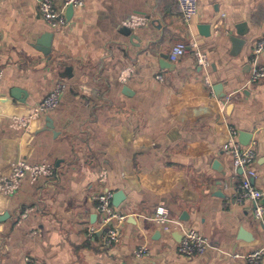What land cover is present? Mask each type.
Returning <instances> with one entry per match:
<instances>
[{"label":"crops","instance_id":"crops-1","mask_svg":"<svg viewBox=\"0 0 264 264\" xmlns=\"http://www.w3.org/2000/svg\"><path fill=\"white\" fill-rule=\"evenodd\" d=\"M134 14L149 23L126 26ZM68 19L57 32L42 18L40 0H0V177L18 160L57 167L52 177H26L14 195L0 194V216L6 215L0 220V264H26L27 254L46 264H251L245 256L264 247V220L255 218L253 201L236 200L245 176L235 174L223 149L228 140L215 108L199 99L173 109L189 88L208 90L207 75L213 90L222 84L224 97H231L229 122L239 137L247 132L243 142H258L252 181L264 191V77L248 82L252 52L264 37V0H199L188 22L177 0H86ZM240 23L246 24L247 43L237 47L230 36ZM193 41L210 56L208 67L197 62ZM177 42L188 51L172 61ZM46 43L49 54L41 50ZM163 56L171 68L162 65ZM259 61L264 64V51ZM129 65L135 74L122 83ZM70 66L72 73L62 77ZM59 80L65 90L58 107L36 119L31 131L13 130L11 116L27 113ZM192 105L214 112L183 119ZM111 129L118 133L115 153ZM139 134L152 144L137 146ZM200 146L209 150L193 151ZM131 176L138 180L129 181ZM155 182L170 186L160 191ZM106 189L127 195L115 206L128 217L112 248L103 246L101 230L89 235L91 226L100 225L94 196ZM159 207L209 238L203 255L188 258L178 251L183 230H162L151 218ZM25 209L31 211L21 220ZM142 246L148 252L138 256Z\"/></svg>","mask_w":264,"mask_h":264},{"label":"built area","instance_id":"built-area-1","mask_svg":"<svg viewBox=\"0 0 264 264\" xmlns=\"http://www.w3.org/2000/svg\"><path fill=\"white\" fill-rule=\"evenodd\" d=\"M181 16L185 21H190L199 11V0H177ZM86 0H63L62 4L58 5L55 0H40V10L42 18L49 24V26L57 31H63L69 23L67 17V8L83 7ZM149 23L148 18L143 15L134 14L125 22V25L130 28H138ZM194 49V56L197 62L203 66L210 65V56L203 51L196 41L190 45ZM188 51V45L185 42H177L170 53V59L177 61ZM264 51V37L257 41L255 48L251 55L252 71L249 78L250 83L256 82L264 77V64L259 61L260 55ZM135 74V68L132 65L126 66L120 74V81L126 83ZM3 76V70L0 69V78ZM160 80H164L162 75H158ZM208 90L189 88L187 95L179 102L173 109L174 112L187 103L195 102L199 99H206L215 108L219 120L222 125L223 132L228 136V141L224 145V151L230 156L235 174H243L245 177L237 186L236 200L243 202L249 199L255 203L254 215L258 220H264V204L261 202L264 197V191L259 189L252 181L256 176V171L253 167L257 158L258 142L253 140L248 145H243L239 140V130L232 125L227 116V106L231 101L230 96L218 97L213 90V83L207 75L205 77ZM65 89V83L58 81L50 93L39 103L32 105L27 113L15 114L11 116L10 127L19 132H29L33 129L36 119L43 113L51 111L58 107L61 96ZM118 133L115 129L109 131V137L114 140L111 152L115 153L117 150V143L115 141ZM135 144L137 146H148L152 144V140L144 135H137L135 137ZM209 149L200 146L194 149V152H205ZM242 170V172H240ZM56 166L50 162L29 163L24 160H18L13 164L12 172L9 175L0 177V194L11 196L14 195L21 187L23 180L29 177L32 182L41 177H50L54 175ZM100 180L103 183L108 181L107 170H102ZM158 190H163L169 187V184H158L155 182ZM96 200V208L100 216V225L92 226L89 230V235L93 236L98 230L102 232L103 246L112 248L121 240V229L125 223L128 215L119 212L114 203V192L111 189H106L94 196ZM30 209H27L22 215V218L28 216ZM157 222L162 230L170 231L172 229H182L184 232L183 238L178 245V251L188 258L203 255L208 246L209 238L202 234L194 227H186L181 220L170 216L168 211L163 208H157L156 212L151 217ZM136 254L143 256L148 252L146 246L137 249ZM245 258L251 264H263L264 247H261L248 255ZM26 264H45L35 256L28 254L25 256Z\"/></svg>","mask_w":264,"mask_h":264},{"label":"water","instance_id":"water-1","mask_svg":"<svg viewBox=\"0 0 264 264\" xmlns=\"http://www.w3.org/2000/svg\"><path fill=\"white\" fill-rule=\"evenodd\" d=\"M73 12H74V7L71 5V6H69L67 8V17L70 18L73 15ZM245 26H246L245 23L237 24V32L236 33H234V32L231 33L230 39L232 40L234 45L237 46V47L238 46L240 47L241 45L243 46V45H245L247 43V39H246L245 35H247L248 31L246 32ZM203 28L205 29L204 30L205 33L211 34L210 25H205V26H203ZM131 32L132 31H131L130 28H126L125 29V33L131 34ZM48 44L49 43H46L45 47L41 48V50L44 53H46V54L50 53V47H48V48L46 47ZM161 63H162V65H165V66L170 67V68H171V65H173V63L168 61V59L165 56L162 57ZM70 73H72V67L71 66L66 68L65 72L62 73L61 76L62 77H67ZM222 86L223 85L219 84V83L214 86V90L216 92V95L219 96V97H224L226 95V94H223L221 92V87ZM202 111L203 112H209V111L210 112H214V110L211 107L206 106V105H192V106L188 107V113L183 114V119L189 120L191 118L194 121L198 120L199 117H196V114H198V113H200ZM246 133L247 132H245V131H241L239 139L241 140V135H243V134L245 135ZM251 135L252 134H249V135L245 136V138H249V136L251 137ZM226 140H228V136L226 137ZM241 142L243 144H248V142H243L242 140H241ZM240 172H242V170H240ZM133 177L134 176L128 177V180L129 181L138 180V178L136 179V178H133ZM131 178H133V179H131ZM252 180H253V178H252ZM126 197H127V195H126L125 190L120 189V190L116 191L114 193V199H113L114 205L118 207L123 202V200L126 199ZM262 201L264 203V198H263ZM5 217H6V215L0 216V220H3ZM181 233H182V237H183L184 233L183 232H181Z\"/></svg>","mask_w":264,"mask_h":264},{"label":"rangeland","instance_id":"rangeland-1","mask_svg":"<svg viewBox=\"0 0 264 264\" xmlns=\"http://www.w3.org/2000/svg\"><path fill=\"white\" fill-rule=\"evenodd\" d=\"M59 81H61V80H59ZM62 82H63V81H62ZM63 83H64V82H63ZM64 90H65V89H64ZM41 101H42V100H41ZM39 102H40V101H39ZM39 102H38V103H39ZM36 104H37V103H36ZM34 105H35V104H34ZM55 166H56V165H55ZM56 169H57V167H56ZM55 172H56V171H55ZM54 174H55V173H54ZM52 176H53V175H52ZM52 176H50V177H52ZM26 210H27V209H25V211H26ZM25 211H24V212H25ZM30 211H31V209H30ZM24 212H23V213H24ZM23 213H22V214H23ZM22 214H21V215H22ZM28 214H29V213H28ZM25 218H26V217H25ZM20 219L22 220V219H24V218L21 217ZM91 227H92V226H91ZM91 227H90V228H91ZM27 255H28V254H27ZM31 255H32V254H31ZM24 259H25V258H24ZM40 261H41V260H40ZM42 262H43V261H42ZM43 263H44V262H43ZM45 264H46V263H45Z\"/></svg>","mask_w":264,"mask_h":264},{"label":"trees","instance_id":"trees-1","mask_svg":"<svg viewBox=\"0 0 264 264\" xmlns=\"http://www.w3.org/2000/svg\"><path fill=\"white\" fill-rule=\"evenodd\" d=\"M178 3V2H177ZM179 6V5H178Z\"/></svg>","mask_w":264,"mask_h":264}]
</instances>
